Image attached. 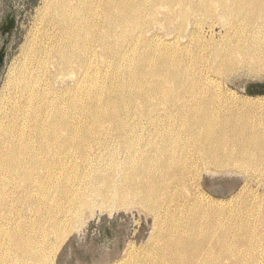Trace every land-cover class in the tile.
<instances>
[{"label": "bare ground", "instance_id": "obj_1", "mask_svg": "<svg viewBox=\"0 0 264 264\" xmlns=\"http://www.w3.org/2000/svg\"><path fill=\"white\" fill-rule=\"evenodd\" d=\"M186 1L178 15L237 19L228 49L212 46L213 73L264 76V0ZM41 9L0 105V264H52L51 238L95 207L135 202L155 234L115 264H264V191L250 184L264 186V98L222 97L199 67L205 58L190 64V47L128 41L141 23L127 0H43ZM154 59L173 63L161 81ZM203 170L239 174L250 199L227 214L198 188Z\"/></svg>", "mask_w": 264, "mask_h": 264}, {"label": "rangeland", "instance_id": "obj_2", "mask_svg": "<svg viewBox=\"0 0 264 264\" xmlns=\"http://www.w3.org/2000/svg\"><path fill=\"white\" fill-rule=\"evenodd\" d=\"M127 1L136 4L137 8L140 9V13L137 14V16L141 23V28L138 30L131 26L128 28L130 37L128 41L132 42L133 39L140 40L141 37L151 39L152 36H157L154 40L158 45L162 44V48H167L168 50L183 48L187 50L190 47L189 49L193 51L192 55L195 56H189L191 58L189 59L190 64L193 65L192 63L197 61L198 57L203 56L205 58L206 61L199 60V67L201 66V69L206 68V71H209L207 73L211 81L210 83L213 88L222 92V97L231 99L233 93H236L235 97L240 99L242 97L245 99L264 98V96H248L241 92V89L248 86L253 88H264V76L261 78L256 77L246 68H241L235 73L225 77L218 76L215 72L213 73V65L211 61L208 60V57L210 58L212 46L216 45L219 47L220 45V47L223 46V49H228L227 47H229L233 38L230 25L237 21L236 18L234 19L231 15H227L225 19H223L224 17L219 19L218 14L215 15L217 13L216 11H214V13L216 12L215 14H213V12L207 14L208 16L206 14L201 15L202 13L199 11H193L191 12L192 14H189L190 16L183 17L178 15L182 8L179 2L186 3V0ZM196 2H199V0H196ZM153 6L160 8L157 12L160 24L149 26L148 23L151 20L149 13ZM42 7L43 0H0V50L5 48L4 62L0 70V105L10 96V89H8V86L12 73L20 67L24 59L25 50L31 42L30 40L38 35L37 30H40L43 25L42 15L44 14V9L42 10ZM10 15L14 20V27L10 34H3L2 29L8 24L7 20ZM170 15H176V17L170 19ZM211 16L214 17L212 18ZM168 20L171 23H168L169 25L166 22ZM225 36L227 39L224 38ZM225 39L227 43H225ZM220 42L223 43L220 44ZM137 43L139 44V42ZM139 45L137 49V51L139 50L138 54L143 52L144 49L142 42H140ZM156 45L154 46L153 44V47L157 50ZM224 45H226V47ZM201 48L202 50L204 49L206 54ZM153 62V65L158 67L162 76L163 74L166 75L173 66L172 62L161 65L159 59H154ZM157 79L161 81L164 79V76L163 78L158 77ZM5 108L6 112L0 114V118H2L3 121L7 120L6 113L8 112V106ZM240 112L243 114L242 112H244V110L241 109ZM131 114H133V112ZM204 170L200 171L203 181L198 179L199 182L197 180L196 183L206 200L221 202V208L229 215L234 212L236 213L237 210L239 211L244 207L243 203L250 199L249 195H251V192L247 190L242 191V188L245 186V181L239 177V174L236 173L235 175L231 173L232 176H230L231 174L228 176L219 175L217 176L218 179L215 175H212V178L210 172L207 173ZM0 173L2 172L0 171ZM221 177H223V179ZM248 181H250V179H248ZM250 184H252L251 186L254 191L257 190L258 194L263 193L264 186L262 183L251 182ZM16 208L21 210V204ZM218 209H220V206ZM29 215L30 212L28 216ZM84 221L81 225L76 226L75 224L67 228L62 233L61 239L58 237L51 238L49 241L50 245L54 244L53 248L55 249L52 264H115L126 257V253H128L127 250L140 251L144 246L148 245L147 243L150 241L151 236L155 234L152 214L142 208L138 203L136 204V202L131 206L118 208L95 207L94 210L87 213Z\"/></svg>", "mask_w": 264, "mask_h": 264}, {"label": "water", "instance_id": "obj_3", "mask_svg": "<svg viewBox=\"0 0 264 264\" xmlns=\"http://www.w3.org/2000/svg\"><path fill=\"white\" fill-rule=\"evenodd\" d=\"M14 27V20L13 19H10L8 21V24H6L4 27H3V34H10L12 29ZM5 49V48H4ZM4 52V51H3ZM4 53H1L0 54V70H1V66L4 62ZM241 92H243L244 94L248 95V96H252V97H255V96H264V88H253V87H246V88H243L241 89Z\"/></svg>", "mask_w": 264, "mask_h": 264}, {"label": "flooded vegetation", "instance_id": "obj_4", "mask_svg": "<svg viewBox=\"0 0 264 264\" xmlns=\"http://www.w3.org/2000/svg\"><path fill=\"white\" fill-rule=\"evenodd\" d=\"M10 19H12V16L10 15L9 17H8V20H7V23H8V21L10 20ZM4 51V52H3ZM1 53H4V56H5V49L4 48H2L1 50H0V54ZM4 58V57H3ZM2 67V66H1Z\"/></svg>", "mask_w": 264, "mask_h": 264}]
</instances>
